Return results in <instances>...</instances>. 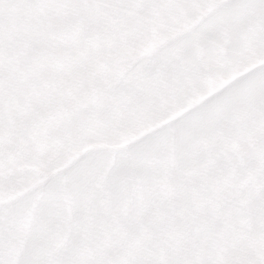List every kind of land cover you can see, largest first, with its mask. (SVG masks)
Instances as JSON below:
<instances>
[{
    "label": "snow or ice",
    "instance_id": "6c2138e0",
    "mask_svg": "<svg viewBox=\"0 0 264 264\" xmlns=\"http://www.w3.org/2000/svg\"><path fill=\"white\" fill-rule=\"evenodd\" d=\"M0 264H264V0H0Z\"/></svg>",
    "mask_w": 264,
    "mask_h": 264
}]
</instances>
